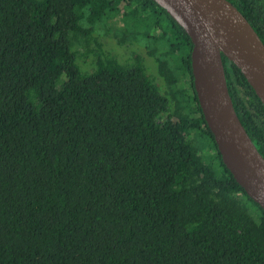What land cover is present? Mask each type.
<instances>
[{"label": "trees", "instance_id": "1", "mask_svg": "<svg viewBox=\"0 0 264 264\" xmlns=\"http://www.w3.org/2000/svg\"><path fill=\"white\" fill-rule=\"evenodd\" d=\"M227 1L264 44V0ZM117 17L122 42L150 28L159 84L90 48ZM191 50L152 0H0V264H264V211L222 162ZM221 57L264 158V106Z\"/></svg>", "mask_w": 264, "mask_h": 264}, {"label": "water", "instance_id": "2", "mask_svg": "<svg viewBox=\"0 0 264 264\" xmlns=\"http://www.w3.org/2000/svg\"><path fill=\"white\" fill-rule=\"evenodd\" d=\"M192 43L193 87L222 162L264 211V158L239 121L221 55L235 65L264 106V44L227 0H152Z\"/></svg>", "mask_w": 264, "mask_h": 264}, {"label": "rangeland", "instance_id": "3", "mask_svg": "<svg viewBox=\"0 0 264 264\" xmlns=\"http://www.w3.org/2000/svg\"><path fill=\"white\" fill-rule=\"evenodd\" d=\"M108 24L109 25L106 26L104 32L101 31L98 32L99 34L96 33L94 35L96 38V42L91 41L90 48L97 50V45H100L105 55L116 59L121 64H130L135 61L136 58L140 57L143 65L145 66V69L147 70V75L152 77L153 80L155 79L154 82L156 84H159L161 80L157 77L156 65L153 58L148 56L146 50L152 48V45L155 43L149 39L147 34H144L147 33L150 28H143V26H141V28L136 32L139 34L137 42H134V40L131 39H126L124 42H122V36L119 35V33H124L122 32V24L120 22V19H118V17L115 19H111ZM79 50L80 52L83 51V49L81 48H79ZM82 59V57L78 55L76 56V64L79 66L81 71L82 68L80 67V61ZM93 60L94 59H91V61ZM100 60H102L101 56H96V63ZM82 73L85 74L86 72L82 71ZM198 143H200V140H198Z\"/></svg>", "mask_w": 264, "mask_h": 264}]
</instances>
